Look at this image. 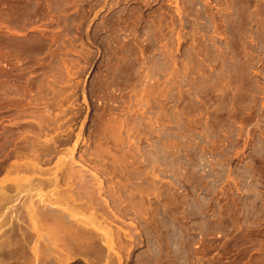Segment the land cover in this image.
I'll return each instance as SVG.
<instances>
[{
	"label": "rangeland",
	"instance_id": "rangeland-1",
	"mask_svg": "<svg viewBox=\"0 0 264 264\" xmlns=\"http://www.w3.org/2000/svg\"><path fill=\"white\" fill-rule=\"evenodd\" d=\"M69 156L95 226L27 248ZM0 188V264H264V0H0Z\"/></svg>",
	"mask_w": 264,
	"mask_h": 264
},
{
	"label": "bare ground",
	"instance_id": "bare-ground-1",
	"mask_svg": "<svg viewBox=\"0 0 264 264\" xmlns=\"http://www.w3.org/2000/svg\"><path fill=\"white\" fill-rule=\"evenodd\" d=\"M54 141H56V140H51V142H53V143H56V142H54ZM50 142V143H51ZM53 143H51V144H53ZM49 144V142H47V144L46 145H48ZM50 144V145H51ZM47 147V146H46ZM52 146L51 147H49L48 146V148L46 149L47 151H46V154H49L51 151H52ZM17 152H18V150H17ZM31 156H33V158H35L36 160H37V162L40 160V154H38V153H32L31 154ZM69 158L71 159V158H73V156L71 157V156H69ZM8 159V158H7ZM69 159V160H70ZM42 160V159H41ZM40 160V161H41ZM48 160V159H47ZM68 160V159H67ZM75 159L73 158V162L72 161H70V163L72 162V166H69V167H66V168H68L67 169V171H66V173H65V177H66V179L65 180H67L66 182H65V180L63 179V180H61V181H63V183L65 182L66 183V187L64 188L63 186V184L61 183V185H63L60 189H59V187H60V178H58V169H57V171L55 172V173H52V172H54L53 170H52V172H49V171H46V170H48V168L46 169V170H44V168L42 169L41 168V166L37 163V164H31V166H32V171L31 170H29V172H31L32 173V175L31 176H29L30 178H28V177H26L27 179H29L30 181H32L31 183L33 184V181L34 180H36L37 182H34L35 184L37 183V186H41L42 184V187L45 185H47V184H51L50 185V187L53 185L54 187L53 188H55V192H54V196H56V197H58L57 199H53V195H51L52 196V198L50 197V198H43L42 197V195H39V199H37V201H33V200H30L29 202H30V204L27 206V209H26V215H25V219L24 218H22L21 220H22V222L24 223V224H26V225H24V224H22V223H19V222H17V223H14V222H12V224L8 227V230L10 231V232H13L14 233V231H19V230H22L23 228H25V229H23V230H26L25 232H27V236H28V234H29V236L27 237V239H25V241H24V245H25V247H27V248H31V249H34L35 247H37V246H43L44 248H47V247H50L51 245H54V243L56 242H52V240L54 241V239H52V237L53 238H55L54 236H55V234L53 235V234H47L48 236H51V237H47L46 235L44 236L42 233L40 234L39 233V228H44V229H41L42 231L43 230H45L46 228H49V226H47L48 224H50L49 222H51L50 220H52V222H51V224H50V226H57L58 224L57 223H59L60 222V226H64L67 222H65L66 221V219H68L69 221H71V223H72V221H73V223H74V221H75V223H76V221L78 222H82V223H86L87 225H88V223H90V222H87V219L85 220V219H83V217L82 216H80L79 217V215L82 213V215H84L85 213H83L82 212V210L80 211V209L79 210H77L78 208H81V209H83L84 210V212L87 210V211H90V209L92 210V209H95V210H97L98 208H100V207H102V204H101V202L103 201L102 199H99L102 195L100 194L101 192H103V189H102V185L103 184H101V182L99 183V181H97V180H99L98 179V177L96 176V174L94 175L93 173H91V174H93V177H97V179H96V177L92 180V175L90 176V177H92L91 178V180H92V182H91V184H90V181H88L87 179H90V178H87V176H88V174H87V176H85V171H83L81 168H82V165H81V168H77L76 169V167H74L73 168V166H75V164L73 165V163H75V161H74ZM81 160H83V158L81 159ZM85 160V159H84ZM44 161V160H43ZM47 162V161H46ZM82 162H84V161H82ZM68 163H69V161H68ZM67 163V164H68ZM69 163V164H70ZM85 163V162H84ZM87 163V162H86ZM17 165V164H16ZM24 165V164H23ZM26 165V164H25ZM62 165V164H61ZM65 166H66V164H64ZM64 165H62V166H64ZM27 166V167H26ZM25 167H26V169L28 170L29 168H28V166H29V163L27 162V165H26ZM84 166V165H83ZM17 168V167H16ZM23 168V167H22ZM59 168V167H58ZM61 168H63V167H61ZM24 169V168H23ZM22 169V170H23ZM60 169V168H59ZM18 170H20V169H18ZM26 170V171H27ZM50 170V169H49ZM85 170V169H84ZM51 171V170H50ZM61 171H64L65 172V169L64 170H62L61 169ZM49 172V173H48ZM63 172V173H64ZM86 172H87V169H86ZM48 175H50V173H51V175H53V176H48V178H45V176H47V174ZM46 174V175H45ZM43 175H45V176H43ZM60 175H63L64 176V174H61L60 173ZM42 176H43V178H42ZM63 176H61L62 178H63ZM50 177V178H49ZM60 177V176H59ZM64 177V178H65ZM61 178V179H62ZM87 178V179H86ZM96 179V180H95ZM30 181H29V184H30ZM95 181H97L96 183L98 184V186L97 185H95V186H97V188H95V186H94V183H95ZM28 184V185H29ZM38 184H41V185H38ZM27 185V186H28ZM34 185V184H33ZM47 186H49V185H47ZM23 187V186H22ZM24 187H26V186H24ZM42 187H40V189H42ZM21 188V187H20ZM32 188V187H31ZM83 188V190L84 189H86V191L85 192H82V191H80V189H82ZM90 188V189H89ZM91 188H95L96 189V191L98 192L97 194L99 195L97 198L95 197V195H93L92 194V192L90 193V191H91ZM104 188V187H103ZM24 189V188H23ZM34 189V188H33ZM46 189V188H45ZM5 190V189H4ZM38 190V189H37ZM87 190H90V191H87ZM16 193V192H15ZM57 193V194H56ZM5 195L6 194H4V191L0 188V207L2 206V200L5 198L6 199V197H5ZM59 195V196H58ZM101 195V196H100ZM33 197V196H32ZM53 199V200H52ZM99 199V200H98ZM101 200V202H99ZM5 202V201H4ZM3 205H5V204H3ZM78 207V208H77ZM103 208V207H102ZM1 209H2V207H1ZM94 210V211H95ZM99 210V209H98ZM10 211V210H9ZM81 212V213H80ZM90 216V215H89ZM93 216H95V215H93ZM16 217V216H15ZM65 217V218H64ZM82 217V218H81ZM95 218V217H94ZM94 218H93V220H94ZM20 219V218H19ZM54 219H61V220H63L62 222H65V223H61V220L59 221H57V220H54ZM65 219V220H64ZM96 219V218H95ZM5 220V219H4ZM47 220V221H46ZM49 220V221H48ZM45 222H48L47 223V225H46V223ZM53 222H54V224H55V222H56V224L54 225L53 224ZM91 222H92V220H91ZM44 223H45V226H47V227H44V226H42V225H44ZM71 223H70V225H71ZM93 223V222H92ZM92 223H90L89 225H92V226H95V225H93ZM97 223V222H96ZM1 221H0V226H1ZM68 224H69V222H68ZM74 225V224H73ZM67 226H69V225H67ZM66 225L64 226V227H67ZM72 226V225H71ZM2 227V226H1ZM51 227V228H52ZM51 228H49L50 230H51ZM57 228H58V226H57ZM60 228V227H59ZM58 228V229H59ZM68 229L67 230H69V227H67ZM58 229H56V230H58ZM61 229V228H60ZM76 229V228H75ZM50 230H48V232L50 231ZM53 230H55V228H53ZM56 230H55V232H56ZM62 230H64V228L62 229ZM67 230H64L65 232L67 231ZM32 231H36L37 233V235H38V237L36 238V239H34L33 238V235H32ZM46 231V230H45ZM52 231V230H51ZM50 231V232H51ZM22 233H24V232H22ZM53 233H54V231H53ZM67 233V232H66ZM26 234V233H25ZM76 234V233H75ZM13 235V234H12ZM65 235V234H64ZM63 235V236H64ZM71 235V234H70ZM81 235V234H80ZM60 237V236H59ZM71 238V237H70ZM74 239V238H73ZM55 240H57L56 238H55ZM60 240V239H59ZM64 240V239H63ZM66 241V240H65ZM53 243V244H52ZM18 244V243H17ZM31 244H33V245H31ZM56 244V243H55ZM70 246V245H69ZM66 248V247H65ZM66 249H68V248H66ZM43 252V251H42ZM69 253V252H68ZM43 254V253H42ZM52 255V254H51ZM54 258L53 259H55V260H62L63 259V257L62 256H56L55 257V255H52ZM41 258V257H40Z\"/></svg>",
	"mask_w": 264,
	"mask_h": 264
}]
</instances>
